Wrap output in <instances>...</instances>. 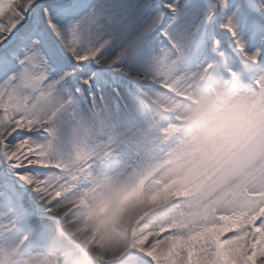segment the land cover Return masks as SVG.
<instances>
[{
    "label": "snow or ice",
    "instance_id": "snow-or-ice-1",
    "mask_svg": "<svg viewBox=\"0 0 264 264\" xmlns=\"http://www.w3.org/2000/svg\"><path fill=\"white\" fill-rule=\"evenodd\" d=\"M93 247L264 264V0H0V264Z\"/></svg>",
    "mask_w": 264,
    "mask_h": 264
},
{
    "label": "clouds",
    "instance_id": "clouds-1",
    "mask_svg": "<svg viewBox=\"0 0 264 264\" xmlns=\"http://www.w3.org/2000/svg\"><path fill=\"white\" fill-rule=\"evenodd\" d=\"M196 131H197V128H186L185 129L186 134H195ZM70 208H71V206H68V208H62L56 212V215L59 216L63 211H67ZM78 211H82V210H78ZM56 227H58V226L56 224H53V228L55 229ZM96 251H98V250L94 247L86 250L87 254L90 257L89 264H97V262L95 260Z\"/></svg>",
    "mask_w": 264,
    "mask_h": 264
}]
</instances>
